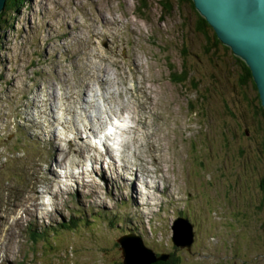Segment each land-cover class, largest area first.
<instances>
[{"label": "rangeland", "instance_id": "374dc122", "mask_svg": "<svg viewBox=\"0 0 264 264\" xmlns=\"http://www.w3.org/2000/svg\"><path fill=\"white\" fill-rule=\"evenodd\" d=\"M6 19L0 264H116L120 237L131 264L155 252L264 264L256 91L239 84L231 51L195 30L189 4L26 0ZM183 63L188 78L173 82ZM106 138L116 163L96 144ZM71 219L77 228L59 226Z\"/></svg>", "mask_w": 264, "mask_h": 264}, {"label": "water", "instance_id": "95a60500", "mask_svg": "<svg viewBox=\"0 0 264 264\" xmlns=\"http://www.w3.org/2000/svg\"><path fill=\"white\" fill-rule=\"evenodd\" d=\"M6 1L0 0V13L5 8ZM192 2L197 12L213 28L219 41L229 47L233 55L243 60L249 67L261 106L264 108V0H192ZM187 232L192 236L190 230ZM176 233L172 237V242L178 238ZM118 242L122 258H125L130 251L122 237ZM143 244L141 240L140 249L143 248ZM167 258L168 254H165L161 259ZM154 259L156 258L152 260ZM123 263L131 264L125 259Z\"/></svg>", "mask_w": 264, "mask_h": 264}, {"label": "trees", "instance_id": "16d2710c", "mask_svg": "<svg viewBox=\"0 0 264 264\" xmlns=\"http://www.w3.org/2000/svg\"><path fill=\"white\" fill-rule=\"evenodd\" d=\"M25 1L26 0H7L5 8L0 13V26L4 24L6 28H9L11 26V24H10V21H7L6 16L9 15L10 13L18 12V10L24 5ZM160 2H162V7H163L165 12H169L171 10L172 2H170V1H168V2L167 1H160ZM176 3H177V5L186 3V4H189L191 6V8L194 10V13L196 15L195 30L203 35L206 42L210 43V45H212L214 47L221 45L224 49L230 50L229 47L223 45L219 41V39L216 36L213 28L206 22V20L195 9L192 0H176ZM232 57L235 58L237 68L239 69V72H240V75L238 76L239 84L243 85V84L250 83L254 87V89L257 90L256 85L253 82L251 71H250L249 67L245 64V62L243 60H241L240 58L233 55V53H232ZM188 76H189V71L186 70V68L184 67V63H183V68H182L181 73L177 74V76H172L171 79L173 82L176 81V83L180 84V83H184L186 81V79L188 78ZM256 96L258 99L257 110L259 111L262 119L264 120V108L261 106L260 99L258 96V92H257ZM258 186L264 194V172L260 176ZM59 226H61L62 229H74V228H77L79 225L77 223H74L73 219H71L65 223H61ZM35 234L39 235L40 237L44 236V233H37V231H36L35 233L30 234V238L32 240L34 239ZM118 245H120V243H118ZM162 253L163 252H161V253L155 252L154 258H156V259L152 260L148 264H178L179 260L177 258H174L172 255H170L169 258H167L165 260L161 259V256H163V257L165 256L164 253L163 254ZM116 264H124V263L122 260V261L117 262Z\"/></svg>", "mask_w": 264, "mask_h": 264}, {"label": "bare ground", "instance_id": "6f19581e", "mask_svg": "<svg viewBox=\"0 0 264 264\" xmlns=\"http://www.w3.org/2000/svg\"><path fill=\"white\" fill-rule=\"evenodd\" d=\"M99 83H103L102 80L99 81ZM88 87H90V86H88ZM90 89H91V88H90ZM94 90H95V89H94ZM145 91H146V88H145ZM82 92H83V89H81V92H80V93H82ZM143 92H144V90H143ZM145 95H146L147 98H150V96H148V93H147V92H145ZM145 109H146V108H145ZM125 132H126V131H125ZM13 133H14V132H13ZM119 133H120V132H119ZM89 134H90V133H89ZM114 139H115V138H114ZM118 144H119V143H118ZM108 152H109V151H108ZM128 169H129V168H128ZM117 177H122V175L119 174V173L117 172ZM47 179L54 180V178L49 177V175H48V178H47ZM134 181H135V180H133V182H134ZM51 183H52L51 181H47V182H46L47 185H48V184H49V185H52ZM65 183H66V182H65ZM44 184H45V183H44ZM47 185H46V186H47ZM50 187H51V186H49V187H47V188H50ZM56 187H57V186H56ZM56 187H55V188H56ZM51 188H52V187H51ZM52 189H53V188H52ZM53 190H54V189H53ZM53 190H52V191H53ZM136 191H138V189L136 190V188H134V189H133V195H132V197H134V198H133V203L136 205V207H138V206H139V202H138V199H136V196H137V195L135 194ZM134 195H135V196H134ZM142 196H143V194H142ZM145 197H146V196H145ZM143 199H144V198H143ZM0 226H1V225H0Z\"/></svg>", "mask_w": 264, "mask_h": 264}, {"label": "flooded vegetation", "instance_id": "af4514ba", "mask_svg": "<svg viewBox=\"0 0 264 264\" xmlns=\"http://www.w3.org/2000/svg\"><path fill=\"white\" fill-rule=\"evenodd\" d=\"M253 87V86H252ZM253 89H254V87H253ZM255 90V89H254ZM256 91V94H257V90H255ZM257 97V96H256Z\"/></svg>", "mask_w": 264, "mask_h": 264}]
</instances>
